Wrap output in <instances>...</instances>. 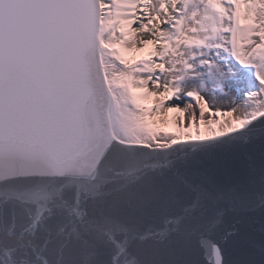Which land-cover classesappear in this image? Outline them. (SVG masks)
I'll list each match as a JSON object with an SVG mask.
<instances>
[{"label":"snow or ice","instance_id":"obj_1","mask_svg":"<svg viewBox=\"0 0 264 264\" xmlns=\"http://www.w3.org/2000/svg\"><path fill=\"white\" fill-rule=\"evenodd\" d=\"M0 264H264V0H0Z\"/></svg>","mask_w":264,"mask_h":264},{"label":"bare ground","instance_id":"obj_2","mask_svg":"<svg viewBox=\"0 0 264 264\" xmlns=\"http://www.w3.org/2000/svg\"><path fill=\"white\" fill-rule=\"evenodd\" d=\"M123 54L126 56V58H128L130 60H134L135 58H137V57H139V56L142 55L140 53H128V52H124ZM157 99H163V97H153L149 101H144V103L147 106H149V107H154ZM168 102H171V101H168ZM169 115L174 117V116H176L178 114L177 113H171ZM221 119H223V118H221ZM214 127H217V126L214 125ZM167 130H169V131H176L175 127H173L171 125L168 126ZM195 135H196V129L193 128L192 129V137L191 138H189L188 136L183 137L182 138L183 139V142L195 140ZM217 135H213V136H209V137H214V136H217ZM207 137H208V135H207Z\"/></svg>","mask_w":264,"mask_h":264},{"label":"water","instance_id":"obj_3","mask_svg":"<svg viewBox=\"0 0 264 264\" xmlns=\"http://www.w3.org/2000/svg\"><path fill=\"white\" fill-rule=\"evenodd\" d=\"M186 142H195V140L186 141ZM205 163L208 168L215 170L222 166L223 161L219 159H212V160L206 161Z\"/></svg>","mask_w":264,"mask_h":264},{"label":"rangeland","instance_id":"obj_4","mask_svg":"<svg viewBox=\"0 0 264 264\" xmlns=\"http://www.w3.org/2000/svg\"><path fill=\"white\" fill-rule=\"evenodd\" d=\"M214 127V126H213ZM216 128V131H209L208 130V128L207 127H202L201 128V132H202V134L205 136V137H207V135H208V137L209 136H213V135H217L218 133H219V127L217 126V127H215ZM196 136V135H195Z\"/></svg>","mask_w":264,"mask_h":264}]
</instances>
